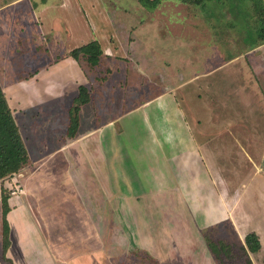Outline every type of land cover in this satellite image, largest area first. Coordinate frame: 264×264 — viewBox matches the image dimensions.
Segmentation results:
<instances>
[{
	"label": "crops",
	"instance_id": "obj_1",
	"mask_svg": "<svg viewBox=\"0 0 264 264\" xmlns=\"http://www.w3.org/2000/svg\"><path fill=\"white\" fill-rule=\"evenodd\" d=\"M24 1L25 0H12L0 6V11L12 7L13 5H19ZM36 7H38L37 15H34L33 12H29V14L14 15L13 18H9L6 14H0V83L20 131L26 129L27 136L31 139H35L34 137L39 136V134L43 136L38 130L42 126H48L47 124H49L48 127H53V132L55 134H60L55 139L57 145H53L55 149L52 151L54 154H60V157L55 158L54 162L61 166L67 164L70 168V173H73L74 176H78V183L75 187L78 191L79 188L81 189L79 193L81 199L83 198V200H85V207L87 209H75L76 207H73V205L70 204L72 201L69 200L68 211L73 213L77 212L74 213V217L69 216L67 219L70 226L81 228L83 226V224H81L83 218L81 217L82 215H79V212L84 211L85 213H90L91 215L90 217L88 215V219L93 223V227L96 229V235L99 236L98 229L100 228L101 222L98 216L99 212L107 214L106 230H108L109 226L112 228L114 225L115 213L137 212L135 207L140 205L138 203L139 200H137L140 199V196L146 198L148 195L157 197V195L166 194L165 196L171 195L170 197H175L173 193H168V189L173 185V189L171 190L177 194L179 200L186 202L188 207H194L193 210H195L197 206L196 210L201 213L202 218L209 224L227 220L234 228L235 232L242 238L247 232L251 230L255 231L261 242L260 251L263 250L264 228H260L259 225H257L261 218L255 216L251 208L253 198L248 200V205L244 203L248 185V183L244 181L250 182L251 179L253 180V176L257 177L258 174L264 171L263 168L261 170L260 165L263 163L264 149L258 156L256 149L247 146V142L257 140L255 134H259L260 127L264 126L258 123V118L255 117L257 112L252 108L257 100L256 93L242 94L240 97H237L231 92L225 93L224 97L220 96L217 100L213 99L217 101L216 104L213 105L207 104L204 96L203 104L196 103V96H188V103L190 104H187L188 115L186 116L181 107V104H185V102L181 99L182 95L177 96L175 87H168L167 89L157 91L152 98L153 101H158L163 120L161 122V119L157 116V121H159L160 124L156 123L153 132L157 137V144L162 147L160 151L161 154L164 155V158L161 156L162 161L160 162V166H157L156 161L153 159L152 162L145 164L140 163V169L137 170V176L139 178H132V174L127 178L128 189L116 191L114 187L116 181L114 180L118 178L112 179L109 177V180L107 179L106 191H110V193H106L103 186H101L100 189L96 188L97 176H107L112 173L114 175H119V166L121 165L125 168L127 163L123 148L122 150L119 149V159H115L116 145L112 143L114 132L109 129L111 124L122 121L120 119L122 115L117 119L110 118V120L108 119L104 123L94 126L92 130L84 133L83 136L79 135V132H77L74 137H69L67 135L69 110L73 104L74 98L78 95V87L79 85L87 87L85 70L82 64L70 56V51L95 40L100 44L102 49V56L99 64L105 58L115 59L116 54L122 53L125 54L124 57H126L127 53H135V47L131 48V50L124 51L122 48L117 50V48L121 46L118 37L115 35V32L120 29L117 22L120 20L119 16L129 17L130 21L126 29L131 32L137 28L138 24L140 26L144 24L145 26H143V28L153 27L152 32L155 33L159 32L160 25L155 22L161 18V15L153 19L147 16H131V14L126 13L119 14L117 12L114 14L113 11H109L110 9L107 10L103 7L101 0H38L37 3L35 2L33 9ZM21 16L22 18H20ZM220 16V13L210 12L203 17L204 20H207V17H214L222 21ZM28 17L30 19H27ZM21 20L23 21L21 22ZM153 23H155L154 26L150 25ZM9 28L13 29L14 34H11V32L9 33ZM86 29L91 31L89 39H86V37L84 38L82 33H80ZM203 30L205 29L203 28ZM208 32L210 34V31ZM192 33L199 34L196 30H192ZM36 34L44 40L45 38H52L55 40L56 45H58L57 49L59 50L61 48V50L58 51L60 52L59 55L54 57V63H44L47 58L43 54V51L35 54L31 51L30 47L27 46V44H30L29 41L31 36ZM159 35L158 37L161 38L162 36ZM208 38L212 39L213 37L208 35ZM16 39L24 43L23 47L16 46L18 45L16 44ZM128 41L129 44L134 43L135 38L129 36ZM190 43L192 47L193 45H200L194 37H191ZM206 45L207 43L202 44L204 56L205 53H207ZM51 48L54 50L56 46ZM44 53L46 54V51H44ZM53 53L56 54L55 52ZM5 60L11 65L4 63ZM135 61L138 62V60ZM197 62L196 60H190L188 68L194 69V73L191 77H187V79L183 81L184 83L179 81L176 84L182 85L187 83L192 86L191 89L193 90H195V87L202 85L204 87H200V90L205 93L207 85L224 84V78H222V62L208 65L212 61H208L206 58H204L200 64ZM19 63H22L24 69L19 71V69H21L19 68L18 72H15L14 70H17L15 68L19 66ZM133 65V69L136 72L135 75H143L137 70V65L135 63H133ZM121 67L123 70L128 69L124 65ZM143 67H145V64L141 66V68ZM201 67L202 70H198ZM108 69L111 70L110 76L113 70L109 66ZM120 69L118 68V70ZM126 72H123L124 77L130 76V72H128L129 74ZM105 76H107L104 81L106 83L109 76ZM88 91L90 94V101L80 107L78 130L81 126V108L94 103L92 90L88 88ZM103 94V100L105 99L106 101V117H109V102L112 97V104L114 105L116 97H114L113 92L108 90L105 93L103 92ZM118 99L122 102L124 100L123 95H120V98L118 97L117 100ZM140 99H142L140 100L142 101L141 103L138 105L136 104V106L134 105L135 107L133 106L128 110H146L150 108L151 102H148V98L143 97ZM193 101H195V103ZM122 106L123 104H120L117 110L120 111ZM202 109L203 111H208L207 113L211 116L213 122L217 121V123H213V125H217L214 127L219 128L217 131H212L209 141L206 140L207 144L200 143L196 137L201 129L195 122L198 121V117H200L199 111ZM215 109L220 113L217 115L218 117L214 116V112L211 113V111ZM245 109L247 111L246 114L244 113ZM100 110L103 111V109ZM131 111H128V113H131ZM257 111L259 112V110ZM91 112L94 117L91 116L92 121L97 123L96 120H98L99 117L98 110L94 108ZM120 113H117V115ZM23 115L27 118L25 127H23V125L21 126L22 122L20 118H23ZM189 118L191 122L188 121ZM60 119H63L64 122L61 123ZM229 119H231V121H229ZM23 121L25 122V120ZM104 129H106L104 139L107 133H110L108 135L111 139L110 141L109 139L105 140L106 144L104 143V139L102 140L101 138V131H104ZM126 130H128V128ZM227 133L230 135V138L234 140L236 146L233 145L231 148L225 147V145L222 146V152L220 151L216 157L215 149H221V147H218L217 142L214 140L221 136L218 134H222L223 136ZM233 133L247 134L236 136ZM164 138L167 141H173L174 146H171V148L168 147V154L167 151L165 152L163 150L164 147L162 145L167 146L166 142L162 144ZM85 139L88 140V145L92 150V157L96 163V170L92 163L89 164V159H86L84 146L82 147V140ZM42 141L46 143L44 145L45 148L51 147L48 143V137ZM26 143L28 142L26 141ZM135 144L136 147L135 145L134 147L126 145L127 149L133 148L139 155L137 147H141V145L138 143ZM26 148L29 152V164L22 170L25 171L27 168L28 170L23 177H20L24 178V182H22L24 189L20 188V192H12L8 199L10 211L7 213L6 218L10 226V243L6 251V257L10 261H4L2 258L1 209L0 264H38V261L41 259L50 260L53 264L57 261L58 255L61 256L60 260H63L64 263L65 260H73L79 252L83 251L64 249L61 243L66 242L65 244H72L69 236H67L65 240L52 241V238H57L56 233H54L57 228V221L53 216L56 208H54L55 205L53 206L49 201V192L44 191L42 187L39 188V177H41L43 173H47V175L52 174V171L49 173L44 170L39 173V170H29L30 167H36L35 164L39 165L48 157L40 155V157L33 160L31 159L33 148L30 144L29 146L27 145ZM238 148L240 150L236 155V149ZM48 155H52V153ZM212 157L213 159L211 160ZM244 163H246L245 166ZM31 165H34V167ZM242 168L246 169L249 177L246 176L243 179L239 178L238 174L241 173ZM231 170L235 171V175H232L230 179V175L227 172ZM21 171H19V173ZM55 171H57V168L53 169V172ZM64 172L65 174L67 173L65 170ZM87 173H90V184H88L89 177ZM19 176L17 180H20ZM34 176L37 180L33 178ZM26 179L28 185L25 184ZM149 180L152 181L150 184L148 183ZM47 204L48 208L45 207ZM199 204L202 207H199ZM104 207H106L105 212ZM189 211H191L190 208ZM46 229L47 232L44 231ZM39 230L40 232L43 230L44 234H39L37 232ZM50 238L51 241H49ZM97 241L96 243H98ZM113 242L114 240H112L111 243ZM99 250L102 249L98 248L95 251ZM85 252L88 253L90 251Z\"/></svg>",
	"mask_w": 264,
	"mask_h": 264
},
{
	"label": "rangeland",
	"instance_id": "obj_2",
	"mask_svg": "<svg viewBox=\"0 0 264 264\" xmlns=\"http://www.w3.org/2000/svg\"><path fill=\"white\" fill-rule=\"evenodd\" d=\"M11 1L12 0H0V6ZM37 1L38 0H25L19 5L5 8L0 11V14H6L9 18H13L14 15L29 14V12H33L34 15H37L38 7L33 9ZM101 2L105 9H110L109 11H113L114 14L117 12L119 14L126 13L131 14V16H147L153 19L161 15V18L156 20V22L154 21L160 25L159 32H155V34L152 32L153 27L143 28V26H145L144 24L141 26L138 24L137 28L131 32L126 29L130 21L129 17L120 15V20L117 21L120 29L115 32V35L118 37L121 46L118 47L117 50L121 48L124 51L131 50V48L135 47V53H132L133 55L127 53L126 57H124L125 54L122 53L116 54L115 59L105 58L95 68H90L86 62H82L86 74L87 87L89 90H92L94 103L81 108V126L78 130L79 135L83 136L84 133L92 130L94 126L104 123L108 119L110 120V118L117 119L122 115L120 118L122 121L111 124L109 129L114 132L112 143L116 145L115 159H119V149L122 150V148L127 159L125 168L124 166H119V175H114L112 173L107 176H97L96 188L100 189L101 186H103L106 191L107 179L109 180L110 177L112 179L118 178L114 180L116 181L114 185L116 191L128 189L127 178L130 174H132V178H139L137 176V170L140 169V163L145 164L155 160L156 165L160 166V162L162 161L161 156L164 158V155L161 154L160 150H162V147L157 144V137L153 132L156 123L160 124L159 121H157V116L161 119V122L163 120L158 101H153L152 98L157 91L167 89L168 87H175V93L177 96L182 95L181 99L185 102V104H181V107L186 116L188 115L187 104H190L188 103V96H196V103L203 104L205 99L207 104L213 105L217 102L214 100L219 99L220 96L224 97L225 93L231 92L237 97L242 96V94L256 93L257 100L252 108L257 112L255 117L258 118V123L264 125V42L256 45L259 41L255 34L250 36V33L253 31L252 26H254V23L252 20L250 22L244 18L248 15L245 13V6L250 5L251 0H205L204 3L200 5L183 3L178 0H163L156 8L149 10H146L143 6L138 4L136 0H101ZM235 2L238 7L245 10V12L242 11V14L239 13V16L231 11V7ZM210 12L220 13V19H222V21L214 17H207V20H204L203 16ZM20 18H22V16ZM27 19L30 18L28 17ZM22 21L23 20H21V22ZM155 23L150 25L154 26ZM203 28L205 30H203ZM192 30H196L199 34H193ZM208 31H210V34ZM10 32L14 34L12 28H9V33ZM80 33H82L84 38L86 37V39H89L91 31L86 29ZM158 35L162 37L160 38ZM208 35L213 38H208ZM129 36L135 38L134 43L129 44ZM191 37H194L200 45H193L192 47L190 43ZM29 42L30 44H27V46L30 47L33 53L36 54L37 52L43 51V54L47 58L45 62L43 61L44 63H54V57H57L60 53L58 51L61 50V48L59 50L57 49L58 45H56L55 40L52 38H45L44 40L37 34L32 35ZM205 43H207V53H205L204 56L202 44ZM16 44H18L16 46L20 47L24 45L21 40L17 39ZM53 46H56V49L53 50L51 48ZM52 50L56 54H54ZM44 51H46V54ZM203 57L208 61H212L208 65L222 62V78H224V84L207 85L205 88L206 93L200 90V87H204L202 85L195 87V90H193L191 89L192 86L187 83L182 85L176 84L179 81L184 83L183 81H185L187 77H191L194 73V69L188 68L190 60H196L198 61L197 63L200 64L204 59ZM135 60H138V62ZM4 63L8 64L6 60ZM133 63L137 65V70L143 75H135L136 72L133 69ZM143 64H145V67L141 68ZM123 65L128 69L123 70L121 67ZM108 66L113 70L110 76L111 70L108 69ZM118 68L122 70H118ZM15 69H17L14 70L15 72H18V69L22 71L24 69L22 63H19V66ZM198 70H202V67ZM123 72H130V76L124 77ZM105 75L109 76L106 83L104 82L107 78ZM101 89L104 93L107 90L113 92L114 97H116L114 105L112 104V97L109 102V117H106V101L105 99L103 100L104 94ZM120 95H123L124 98L122 102L119 101V99L117 100L118 97L120 98ZM143 97L148 98L149 103L151 102L150 108L146 110H128L134 105L136 106V104L138 105L141 103L142 101L140 100L142 99L140 98ZM193 102L195 103V101ZM120 104H123V106L119 111L117 108ZM94 108L99 112L98 120L95 119L97 123L93 122L91 118V116L93 117L91 111H93ZM100 109H103V111ZM257 110H259V112ZM128 111H131V113H128ZM199 112L200 117H198V121L194 122L199 125L201 131L198 132L196 137L200 143L207 144L206 140L209 141L212 131H217L219 128L214 127L217 125H213V123H217V121L213 122L211 116L207 113L208 111H203L202 109ZM213 112L215 117H218L217 115L220 114L216 109L211 111V113ZM117 113L120 114L117 115ZM244 113H247L246 109ZM26 119L24 115L23 118H20L22 122L21 126L23 125V127H25ZM23 120H25V122ZM60 121L61 123L64 122L63 119H60ZM188 121L191 122V119L189 118ZM229 121H231V119H229ZM47 125L49 126V124ZM48 126H42L38 131L41 132L43 136L39 134V136L34 137L35 139H31L27 136L26 129L20 131L25 146L27 147V145L29 146L30 144L33 148L31 159L34 160L40 157V155L48 157L39 165L34 163L37 168L31 165L34 168L30 167L29 170H39V173L46 170L49 173L52 171L53 174L47 175V173H43L38 179V183H40L39 188L42 187L44 191L49 192V201L53 206L55 205L54 208H56L53 216L57 221V228L54 231L57 238H52V241L65 240L66 237L69 236L72 244H65L66 242L61 243L64 249H74L75 251L84 252H79L73 260H65V263L63 260H60L61 256L58 255L57 261L53 264H156L153 259L144 255L143 252L145 250L157 259V264H247L245 262L246 257L248 255L250 256V254L248 253L246 256L241 250V246L244 245L243 238L235 232L229 222L227 220H221L217 223L209 224L202 218L201 213L196 210L197 206L195 210H193L194 207H188L186 202L179 200L177 194L171 190L173 189V185L168 189V193H173L175 197H170L171 195L165 196L166 194L157 195V197L148 195L146 198L140 196V199H137L139 200L138 203L140 207H135L137 212L115 213L114 225L112 228L109 226L108 230H106L107 214L99 212L98 216L101 220L100 228L98 229L99 236L96 235V229L93 227V223L88 219V215L90 217L91 214L85 213L84 211L79 212V215H82L81 217L83 218L81 223L83 226L81 228L71 227L67 219L69 216L74 217V213L77 212L73 213L68 211V202L72 201L70 204L76 207L75 209H86V204L85 200H83V198L81 199L79 193L81 189L79 188L78 191L75 187L78 183V176H74L73 173H70L71 171L67 164L61 166L54 162L55 158L60 157V154H54V152H52L55 149L53 145H57L55 139L60 134H55L53 132V127ZM127 128L128 130H126ZM258 133L259 134H255L257 140L247 142V146L256 149V153L259 156L264 149V126L260 127ZM105 134L106 129L101 131L102 140ZM108 134L110 133H107L104 139L105 144V140H111ZM243 134L246 135L247 133L234 135L243 136ZM218 135L221 136L214 141L217 142L218 147H221V149H215L216 157L220 151L222 152V146L225 145V147L228 148H231L233 145L236 146L234 140L230 138L228 133L223 136L222 134ZM46 137H48L50 148L44 147L46 143L42 140ZM26 141L29 144L26 143ZM165 142L167 146H162L164 147L163 150L165 152L167 151L168 154V147L171 148V146L173 147L174 145L173 141H167L164 138L162 144H165ZM135 143L141 145V147H137L139 155L133 148L127 149L126 145H131L133 147L135 145L136 147ZM82 144V147L84 146L86 159H89V164L92 163L96 170V163L92 157V150L88 145V140H82ZM239 150V148L236 149V155ZM49 153H52V155H48ZM212 159L213 157L211 160ZM262 162V164L259 163L261 165V170L262 168L264 169V159ZM245 165L246 163H244V166ZM55 168H57V171L53 172ZM148 168L150 169L149 166ZM27 170L28 168L25 171L20 170V173L18 172L1 182L2 185L8 188L10 195L12 192H20V188L24 189L22 186L24 178L20 177H23ZM64 170L67 171L66 174ZM233 171L234 170L227 172L230 175V179L232 175H235V171ZM247 173L246 169L242 168L241 173L237 174L239 178L243 179L246 176L249 177ZM87 175L89 177L88 184H90V173H87ZM18 176L20 180H17ZM33 178L37 180L35 176ZM151 182V180L148 181L149 184ZM244 182L248 183L247 195L244 203L248 205V200L253 198L251 208L254 215L261 218L257 225H259L260 228H264V171L258 174L257 177L253 176V180L251 179L250 182ZM25 184L28 185L27 179L25 180ZM107 192L110 193V191H106V193ZM45 207L48 208V204ZM199 207L202 206L200 205ZM189 208L191 211H189ZM105 211L106 207H104V212ZM44 231L47 232V229ZM37 232L39 234H44L43 230L42 232H40V230ZM205 236L207 242L208 239L215 241V243L219 239H223L226 242L220 255L214 257L213 254L210 253ZM112 240H114L113 243H111ZM49 241H51V238ZM96 241L98 243H96ZM98 248L102 250L95 251ZM85 251L90 252L86 253ZM256 259V264H264V238L263 250L259 251ZM38 264H52V262L47 259H41L38 261Z\"/></svg>",
	"mask_w": 264,
	"mask_h": 264
},
{
	"label": "trees",
	"instance_id": "obj_3",
	"mask_svg": "<svg viewBox=\"0 0 264 264\" xmlns=\"http://www.w3.org/2000/svg\"><path fill=\"white\" fill-rule=\"evenodd\" d=\"M138 4L146 9H154L160 4L162 0H136ZM183 3H189L194 5L203 4L205 0H178ZM220 1V0H219ZM246 12L241 7L236 5V2L231 7L232 13L239 16L242 11L248 15L245 20H249L254 23L252 26L253 31L250 36L255 34L258 39L259 45L264 42V0H251L250 5H246ZM230 9V8H229ZM237 18V17H236ZM70 56L78 61L80 64L86 62L90 68H94L100 62L102 56V49L97 41H90L70 51ZM90 101V94L88 88L84 85H79L78 95L74 98L73 104L69 110V123L67 127V135L74 137L78 132L79 127V110L80 107ZM29 164L28 151L25 146L24 140L21 136L19 126L16 118L10 108L5 92L0 83V182L4 179L13 176L18 173L24 167ZM7 187L1 184V209H2V258L4 261H10L6 257V251L9 246V224L7 221V213L10 211L8 199L10 197ZM206 240V236H205ZM244 245L241 246L243 253L246 255L247 264L257 263V254L261 249V242L258 234L251 230L243 236ZM206 244L210 250V253L214 257L220 255L222 248H224L226 242L223 239L213 241L208 239ZM144 255L154 260L157 264L158 261L148 251L143 252ZM216 253V254H215ZM256 257V258H255Z\"/></svg>",
	"mask_w": 264,
	"mask_h": 264
}]
</instances>
